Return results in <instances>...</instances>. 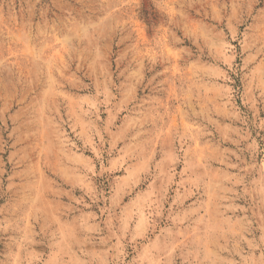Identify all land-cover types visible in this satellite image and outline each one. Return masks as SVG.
I'll return each instance as SVG.
<instances>
[{"label": "rangeland", "instance_id": "rangeland-1", "mask_svg": "<svg viewBox=\"0 0 264 264\" xmlns=\"http://www.w3.org/2000/svg\"><path fill=\"white\" fill-rule=\"evenodd\" d=\"M0 264H264V0H0Z\"/></svg>", "mask_w": 264, "mask_h": 264}]
</instances>
